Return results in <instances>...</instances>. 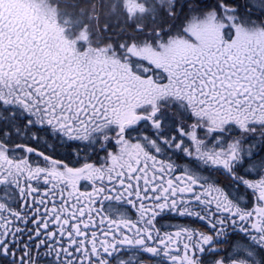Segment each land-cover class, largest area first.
I'll list each match as a JSON object with an SVG mask.
<instances>
[{
	"label": "snow or ice",
	"instance_id": "1",
	"mask_svg": "<svg viewBox=\"0 0 264 264\" xmlns=\"http://www.w3.org/2000/svg\"><path fill=\"white\" fill-rule=\"evenodd\" d=\"M0 264H264V0H0Z\"/></svg>",
	"mask_w": 264,
	"mask_h": 264
}]
</instances>
